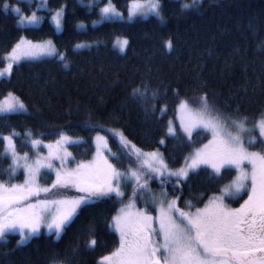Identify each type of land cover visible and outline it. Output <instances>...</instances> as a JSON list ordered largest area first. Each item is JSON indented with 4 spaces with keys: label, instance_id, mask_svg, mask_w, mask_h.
Listing matches in <instances>:
<instances>
[{
    "label": "trees",
    "instance_id": "1",
    "mask_svg": "<svg viewBox=\"0 0 264 264\" xmlns=\"http://www.w3.org/2000/svg\"><path fill=\"white\" fill-rule=\"evenodd\" d=\"M106 1L91 0L90 8L81 0H48V10H39L25 0H0V67L24 36L32 41L52 39L64 55V60L59 56L23 59L10 76L0 78V100L13 92L28 107L27 112L0 115V135L19 133L15 137L18 150L31 151L29 132L42 141L56 140L63 132L83 138L71 144L72 162H90L95 154L94 134L105 132L112 146L129 153L123 162L112 158L114 164L140 168L119 143V136L109 131L116 129L141 149L161 148L168 164L178 167L209 138L203 129L196 130L190 140L183 134L177 119L181 101L197 103L206 94L217 111L235 119L247 116L252 125L264 114V0H198L189 8L182 6L192 0H160L163 19L152 14L135 20L128 19L131 0H112L123 17L94 24L100 18L99 6ZM62 5L63 29L58 32L49 9ZM13 7L44 14L42 23L22 26L18 23L21 11L16 13ZM80 22L87 23L84 29L79 28ZM117 37L128 39L123 53L115 46ZM84 42L90 44L76 47ZM145 86L148 95L133 96V88ZM172 120L175 136L166 134ZM255 133L259 135V130ZM11 163L0 148V180L23 179V174H9ZM231 173L223 171L218 178L208 167H200L179 187H173L174 180L166 181V190L170 198L180 197L181 208L188 200H198L200 205L220 191ZM149 184L154 192L161 191L157 178ZM133 186V182L124 184L122 198L112 195L83 205L60 237L41 233L18 243V233L6 234L0 241V264H51L54 256L64 264H105L102 258L120 246L113 218L132 199ZM62 191L84 194L76 187ZM135 203L157 212L139 196ZM92 238L97 241L94 247L88 243Z\"/></svg>",
    "mask_w": 264,
    "mask_h": 264
},
{
    "label": "snow or ice",
    "instance_id": "2",
    "mask_svg": "<svg viewBox=\"0 0 264 264\" xmlns=\"http://www.w3.org/2000/svg\"><path fill=\"white\" fill-rule=\"evenodd\" d=\"M197 3L198 0H192L191 4L185 3L182 7L189 8ZM46 5L47 0H44V5L37 7ZM4 7L7 9L9 5L5 3ZM141 8L160 16V0L134 3L133 15ZM13 10L16 13L21 11L19 7H13ZM49 11L53 12L52 9ZM100 13L101 20H111L122 15L110 2L100 9ZM63 17L62 5L51 16L57 30L63 27ZM160 18L163 19L162 16ZM42 19L36 11H32L31 15L21 14L18 23L38 25ZM118 43L123 48L128 45V40L124 38ZM167 47L171 49V40L167 41ZM42 55H55L64 60V55L57 51L51 40L33 42L21 37L8 55L6 67L0 70V77L10 76L13 64ZM132 94L144 97L148 95L147 87L133 88ZM151 95L155 98L156 93ZM179 110V127L189 140L195 129H207L212 139L194 148L185 157L184 165L175 170L168 167L158 152L137 149L135 159L141 170L128 165L126 171H121L103 154L102 150L107 148V137L99 133L95 137V159L90 162L80 161L74 168L67 167V160L72 155L68 145L75 140L66 133H59L55 141L47 143L48 151L45 155L39 153V147L44 141L34 138L29 132L26 139L37 150L34 158L28 152L21 153L17 149L15 137L20 134L15 130L6 136L0 135V140L4 141L0 148L12 161L9 174L14 175L21 168L26 173L22 184H5L0 181V241L8 232L18 229L21 235L18 243L26 242L45 223L49 230L55 229L59 237L81 205L110 198L113 194L124 197L120 184L122 178H127L134 182L132 199L113 218L114 226L120 233V246L102 258L107 264H264V114L249 129L246 125L247 116L235 119L231 114L220 113L208 103L206 94L201 97L199 108L192 109L187 101H181ZM14 112H27V108L19 97L9 92L0 100V113ZM229 119L236 132L229 130ZM257 128L259 139L250 136L247 143L253 148L259 144L260 150H250L242 133ZM109 131L119 136L125 148L134 147L122 131ZM166 134L175 136L176 127L169 123ZM160 143H164L163 139ZM111 155L117 160L122 158L117 153ZM122 155L129 156V153L124 152ZM246 162L251 165L250 172L245 170ZM201 165L210 167L218 178H222V170L235 169L236 175L220 189V195H213L203 207H195L191 201H184L188 208L186 211L179 206V196L168 197L166 181L174 180L173 187H179L181 180H187L189 173ZM46 169L53 170L56 179L50 186H41L38 178ZM154 177L159 180V193L154 192L149 184ZM69 185L84 195L73 199H39L41 193ZM242 192H247V199L240 207L229 208L224 203L225 197H236ZM137 196L145 204L151 203L158 214L154 216L145 210L131 211L135 208ZM194 207L195 211H192ZM88 243L94 247L97 241L92 238ZM51 264L64 262L54 256Z\"/></svg>",
    "mask_w": 264,
    "mask_h": 264
},
{
    "label": "rangeland",
    "instance_id": "3",
    "mask_svg": "<svg viewBox=\"0 0 264 264\" xmlns=\"http://www.w3.org/2000/svg\"><path fill=\"white\" fill-rule=\"evenodd\" d=\"M25 1H28V2H31V3H34V6H38V5H44V0H25ZM36 1H38V2H36ZM48 1V0H47ZM85 3H87L88 5H89V7L91 8L92 6H93V3H89V2H91V0H83ZM111 3L113 6H114V4H113V2H112V0H107L103 5H101V6H99V13H100V9L102 8V7H104L106 4H108V3ZM137 2H141V3H143V2H145V0H131V2L129 3V8H128V11H129V16H128V19L129 20H135V19H137V18H144V17H147V16H149V15H152V14H155V15H157L155 12H149L146 8H141L140 10H138L137 12H136V14H134L133 15V12L132 11H130V7L131 8H133V4L134 3H137ZM115 7V6H114ZM20 8V7H19ZM37 9H46V10H48V2H47V5L46 6H41V7H37ZM115 9H116V11L117 12H119V13H121L122 15L121 16H115L113 19H115V18H121V17H123V13L120 11V10H118L116 7H115ZM55 11V10H54ZM53 11V12H54ZM32 13V12H31ZM31 13H25V12H22L21 11V14H23V15H31ZM36 13H37V15L38 16H41V17H43L44 16V14H42V13H40V12H37L36 11ZM53 14V13H52ZM52 14L50 15V20H51V16H52ZM160 14H161V9H160ZM64 15H65V6H64ZM63 20H64V17L62 18V25H63ZM42 21H43V19L41 20V22L38 24V25H40L41 23H42ZM95 21H102L101 20V13H100V18H98L97 20H95ZM51 22L52 23H54L52 20H51ZM86 24L87 23H85V22H80V24H79V28L80 29H84L85 27H86ZM94 24H97V23H94ZM26 25H28V24H24V25H22V26H26ZM80 25H83V27H81ZM28 26H30V25H28ZM34 26H36V25H34ZM54 26H55V23H54ZM56 27V26H55ZM63 29V27L60 29V30H57L58 32L59 31H61ZM23 38H26L27 40H30V39H28L27 37H23ZM124 39V37H117V38H115V41H114V43H115V46L119 49V51L120 52H124V51H126V48H127V46H125V47H123V48H121L120 47V44L118 43V41H122ZM47 40H51L52 42H53V44L55 45V43H54V41L52 40V39H47ZM47 40H43V41H47ZM128 40V39H127ZM32 41V40H31ZM43 41H33V42H43ZM81 44H83V45H86V44H90V42H84V43H81ZM55 47H56V45H55ZM57 48V47H56ZM80 48H82V47H80ZM57 51H58V49H57ZM59 52V51H58ZM11 53V51L6 55V64H7V57H8V55ZM60 53V52H59ZM55 56V55H54ZM44 57H49V55H42V56H39V57H35V58H25V59H41V58H44ZM20 62V61H19ZM6 64L4 65V66H2V67H0V70H2V69H4L5 67H6ZM14 65L15 64H13V67H14ZM8 75H5V76H3V77H7ZM2 77V78H3ZM1 78V77H0ZM11 93H13V92H11ZM15 96H17V97H19L17 94H15V93H13ZM7 96V95H6ZM20 98V97H19ZM4 99V98H3ZM2 99V100H3ZM21 99V98H20ZM22 100V99H21ZM23 101V100H22ZM192 101V100H191ZM24 102V101H23ZM193 103H191V102H189V100H188V106L190 107V108H192V109H196V108H199L200 107V102H197V103H195L194 101H192ZM24 104L26 105V103L24 102ZM26 108H27V110H28V107H27V105H26ZM1 114H4V113H0V115ZM179 117H180V110H179V106H178V109H177V119H178V122L180 123V121H179ZM173 126H175V123L173 122V120L170 122ZM228 127H229V130L230 131H232V132H236V128L232 125V123H231V119H229L228 120ZM246 125H247V127L249 128V129H252L253 128V125L252 124H250V123H248L247 121H246ZM258 129V128H257ZM196 130H198V129H195L194 131H193V133L196 131ZM203 130H205L206 132H208V134H209V138H208V140L207 141H205V142H203V143H201L200 145H198V146H196L195 148H197V147H200V146H202L203 144H206V143H208V141L209 140H211L212 139V136H211V133L207 130V129H203ZM100 134V135H102V136H105V137H107V148L106 149H104V150H102L103 151V154L105 155V156H107L108 157V159L114 164V162H113V157H112V155H111V153H117V155H120L122 158H121V160H119L120 162H123V161H125V156H123L122 154H123V150H121L120 151V147H119V145H118V148H115L114 146H112L111 145V143H110V139H109V136L107 135V133H105V132H96L95 134H94V145H95V154H94V157H93V160L95 159V157H96V139H95V137H96V135L97 134ZM124 133V132H123ZM193 135V134H192ZM70 136V135H69ZM124 136L126 137V139H127V141H129L130 143H131V145H134V147H129V148H127L128 150H129V152L133 155V157H135V153H136V150L137 149H139V150H142L143 152H153V151H156V152H158L159 154H161L162 155V157H163V159L166 161V163H167V165H168V167L169 168H171V169H173V170H175V169H179V168H181L183 165H181V166H178V167H171L169 164H168V162H167V159H166V157H165V155H164V152H163V150L161 149V148H158V149H155V150H144V149H141V148H139L134 142H132V140H130L127 136H126V134L124 133ZM242 136L244 137V139H245V142H246V146H248L249 148H250V150H260V146H259V144H257L256 145V147H252L251 145H249L248 143H247V140H248V137H250V136H255V137H257L258 139H259V135H257L256 133H255V130L254 131H248V132H244V133H242ZM71 137H73L74 138V140H75V142L74 143H78V142H82L83 141V138H81V137H75V136H71ZM192 138V137H191ZM53 141H55V140H52V141H44V143L43 144H41L40 145V147H39V153H42V154H47V151H48V149H47V147H46V145H47V143L48 142H53ZM120 144H123L122 142H121V140H120V142H119ZM71 144H73V143H70L69 145H68V151L71 153ZM31 146V145H30ZM31 151H29V150H27V151H25V152H28L29 153V156L30 157H35V155L37 154V150L35 149V148H33L32 146H31ZM18 149V148H17ZM20 151V150H19ZM21 153H23V151H21ZM72 155H71V157H69L68 158V160H67V167H69V168H74L75 166H76V163L75 162H72ZM137 161V160H136ZM31 162V161H30ZM59 166V165H58ZM131 167H134V166H132L131 165ZM201 167H208V166H206V165H201ZM227 167V166H226ZM244 167H245V170L246 171H251V165H249L247 162L245 163V165H244ZM117 168H119V167H117ZM211 171H212V169L210 168V167H208ZM121 171H126L127 170V167H124V168H119ZM133 169H137V170H141L140 168H136V167H134ZM196 170H198V169H196ZM196 170H194L193 172H195ZM233 170V174L231 173V179L233 178V177H235V175H236V171H235V169H232ZM193 172H190L189 173V176H190V174L191 173H193ZM222 172H223V170H222ZM18 174H23V179L22 180H19V179H17V180H15V181H2V180H0V181H2V182H4L5 184H22L23 182H24V180H25V176H26V173L24 172V170L21 168V169H18L17 171H16V173L14 174V176H16V175H18ZM55 179H56V177H55V172L53 171V170H50V169H46V170H43L42 172H41V174H40V176H39V178H38V183H39V185H41V186H50V185H52V183L55 181ZM230 179V180H231ZM229 180V181H230ZM181 181H184V180H181ZM228 181V182H229ZM127 182H133V181H130V180H128L127 178H122L121 179V184H120V187H121V191H123L124 192V184L125 183H127ZM228 182H226L225 184H227ZM134 183V182H133ZM224 184V185H225ZM224 185H222V187L224 186ZM69 188H74V186H71V185H69L68 186ZM221 187V188H222ZM64 188H66V187H62V186H60V187H57V188H52L51 189V191L49 192V193H41L40 194V196H39V199H41V200H60V199H73V198H76V197H79V196H81V195H75V194H71L69 191H67V192H65V191H62ZM245 194H247V192H242L239 196H236V197H225V199H224V203L229 207V208H237V204H236V201L237 200H239L240 198H243V196L245 195ZM84 195V194H83ZM113 195H115V194H113ZM213 195H220V191L219 192H217V193H215V194H212L211 196H209V197H207L205 200H204V202L202 203V204H197V202H199L198 200L197 201H194V200H192V204L194 205V203H195V207H203L207 202H208V200L213 196ZM169 197V196H168ZM170 198V197H169ZM32 202H34V200L32 201ZM128 203H126V204H123L121 207H120V209L124 206V205H127ZM152 205V204H151ZM83 205H81V207H82ZM80 207V208H81ZM195 207L194 208H192L191 210L192 211H195ZM79 208V209H80ZM79 209L77 210V213H78V211H79ZM120 209H119V214H120ZM137 210H145V211H147L149 214H151V215H157L158 213L156 212V213H151V212H149L148 211V208L147 207H139L136 203H135V208L134 209H131V211H137ZM186 211L188 210V208L186 207V209H185ZM76 215V214H75ZM74 215V216H75ZM73 219V218H72ZM8 233H18L19 235H20V232H19V230L17 229V230H14V231H10V232H8ZM7 233V234H8ZM41 233H54L55 234V236L57 237V235H56V232H55V229H53V230H49L48 228H47V225H46V223L45 224H42L41 225V227H40V229H39V231H38V233H36V234H33L32 236H30L29 238H28V240L26 241V242H28L34 235H39V234H41ZM62 233V232H61ZM25 234H27V232L25 233ZM60 236H61V234H60ZM59 236V237H60ZM20 240H21V235H20ZM26 242H23V243H26ZM104 263L105 264H107V262L106 261H104Z\"/></svg>",
    "mask_w": 264,
    "mask_h": 264
},
{
    "label": "flooded vegetation",
    "instance_id": "4",
    "mask_svg": "<svg viewBox=\"0 0 264 264\" xmlns=\"http://www.w3.org/2000/svg\"><path fill=\"white\" fill-rule=\"evenodd\" d=\"M247 199V194H245L244 196H243V198H240L239 200H237L236 201V204L238 205L237 206V208L238 207H240V205L244 202V200H246ZM188 201H191V200H188ZM192 202V201H191ZM184 208H185V203H184ZM186 209V208H185Z\"/></svg>",
    "mask_w": 264,
    "mask_h": 264
}]
</instances>
